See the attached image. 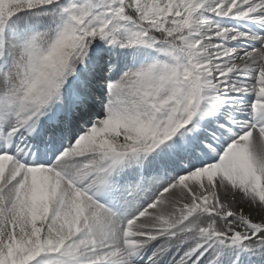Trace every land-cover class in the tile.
Here are the masks:
<instances>
[{
  "label": "snow or ice",
  "instance_id": "6c2138e0",
  "mask_svg": "<svg viewBox=\"0 0 264 264\" xmlns=\"http://www.w3.org/2000/svg\"><path fill=\"white\" fill-rule=\"evenodd\" d=\"M0 264H264V0H0Z\"/></svg>",
  "mask_w": 264,
  "mask_h": 264
}]
</instances>
